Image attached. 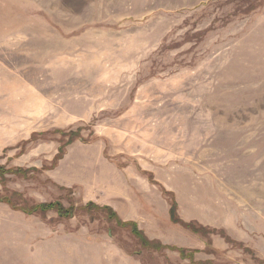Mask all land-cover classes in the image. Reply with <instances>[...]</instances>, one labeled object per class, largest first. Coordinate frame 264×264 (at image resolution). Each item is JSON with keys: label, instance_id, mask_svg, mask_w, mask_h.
Returning a JSON list of instances; mask_svg holds the SVG:
<instances>
[{"label": "rangeland", "instance_id": "rangeland-1", "mask_svg": "<svg viewBox=\"0 0 264 264\" xmlns=\"http://www.w3.org/2000/svg\"><path fill=\"white\" fill-rule=\"evenodd\" d=\"M0 165L75 208L0 202V264H264V0H0Z\"/></svg>", "mask_w": 264, "mask_h": 264}, {"label": "trees", "instance_id": "trees-1", "mask_svg": "<svg viewBox=\"0 0 264 264\" xmlns=\"http://www.w3.org/2000/svg\"><path fill=\"white\" fill-rule=\"evenodd\" d=\"M62 133V132H60ZM63 134V133H62ZM64 155V148H59L58 153L56 154L55 158L53 159L54 164L59 161ZM27 169L23 168H10L7 169L0 165V180L4 181L5 175L12 174L18 177H26ZM0 202L9 205L12 209L18 210L20 212L25 213L26 215H39L42 218H45L46 212L54 211L59 219H69L74 216L75 208L72 206L63 207L60 203H23L21 205H15L12 197H0ZM78 212H82L90 216L91 218L100 219V216L103 217L106 221L115 225V227L121 228L128 232V234L136 241L137 244L140 245L142 249L145 250H176L181 255L185 254L186 251L182 248H176L171 246H166L161 244L158 241L149 240L146 235L143 233L142 230L138 228V225L133 221H122L116 214V212L107 205H96L92 202L85 204L84 206L78 207ZM169 217L170 221L174 224L180 225L182 228L191 231L192 233H201L207 234L208 231L203 229L202 226L197 227L194 222L185 223L181 219L178 218L177 215V204L174 200H171L170 209H169ZM137 254V253H134ZM193 254V253H192ZM188 255H184L187 257ZM192 258V255H189Z\"/></svg>", "mask_w": 264, "mask_h": 264}]
</instances>
